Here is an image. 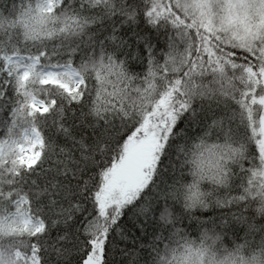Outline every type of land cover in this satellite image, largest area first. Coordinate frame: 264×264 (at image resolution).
Returning <instances> with one entry per match:
<instances>
[{
  "label": "snow or ice",
  "instance_id": "snow-or-ice-1",
  "mask_svg": "<svg viewBox=\"0 0 264 264\" xmlns=\"http://www.w3.org/2000/svg\"><path fill=\"white\" fill-rule=\"evenodd\" d=\"M0 29V264H205L206 224L244 241L208 264H264V0H12Z\"/></svg>",
  "mask_w": 264,
  "mask_h": 264
},
{
  "label": "clouds",
  "instance_id": "clouds-1",
  "mask_svg": "<svg viewBox=\"0 0 264 264\" xmlns=\"http://www.w3.org/2000/svg\"><path fill=\"white\" fill-rule=\"evenodd\" d=\"M256 207V204L253 203V209ZM209 209H213V206L210 205ZM200 210H196L197 212ZM256 220L260 223H264V220L261 217L257 216ZM219 225V221H217ZM204 228L209 229V235H218L219 239L216 240H206L205 245L208 248V252L204 257L205 264H208L210 259H214L216 261L221 260L228 252L233 251L236 245L243 243V234L241 235V239H236V237L231 233L229 226H216L213 231L212 224H206L203 226ZM199 234L193 236L191 232H187L188 238L190 240H194L198 245L200 243L201 234L198 230ZM248 244L243 248L240 252V256L245 257L246 259H250L253 255L258 257V260L264 262V233H257L254 236H249ZM170 246L175 247V244H171ZM195 246V245H194ZM150 254L147 256L146 264H158L159 256H166L168 252L165 248V242H160L158 247L155 250H149Z\"/></svg>",
  "mask_w": 264,
  "mask_h": 264
},
{
  "label": "trees",
  "instance_id": "trees-1",
  "mask_svg": "<svg viewBox=\"0 0 264 264\" xmlns=\"http://www.w3.org/2000/svg\"><path fill=\"white\" fill-rule=\"evenodd\" d=\"M15 2L17 4H19L21 2V0H15ZM24 2L27 3L28 0H24ZM33 2H34V0H33ZM74 2L79 3V0H74ZM4 3H7L9 6H11L12 0H0V6H2ZM5 14H7V13H5ZM139 24H140V21L137 20L135 24L123 25L124 28L129 30V37L128 38L134 45H135V37L132 36L131 33L135 32L137 30ZM7 39H8V37L5 36L3 30L0 29V44H2ZM51 43H59V41H50V46H51ZM153 45L155 46L157 55L162 54L163 51L166 50L167 45H168V35L166 34L165 29H163V28L160 29V34L158 35V37L156 39L153 40ZM19 46H21V47L24 46L23 40H20ZM22 54L26 55V53H23V52H22ZM76 58L78 60L79 56L77 55ZM129 69H130V71H133V72H140L142 76L147 75V65L146 64L144 65V68L136 67L135 69H133L132 66L129 65ZM135 87H140V81L136 82ZM7 118H8L7 108L0 110V121H3ZM43 131L45 134L48 133V129L46 127L43 129ZM3 137H4V128L2 125H0V139H2ZM61 139H62V137H61ZM212 142L213 141H209V143H212ZM45 167H48V165L46 164ZM245 167H247V165H245ZM184 174L187 176L188 180L191 179V176L187 173V171H185ZM169 183H171V181H169ZM236 183L239 184V179L236 180ZM208 186H209L208 182L205 181L204 187H208ZM233 194L237 195L238 193L233 192ZM250 208H251V210L253 209V204L250 206ZM229 211H235V208L232 206H221V207L216 208V209H203V210L198 211L197 215H202V216L209 218V219H212L213 217H217L218 219H223L225 217H223L221 214L229 212ZM183 223L188 224L189 221L185 220V221H183ZM236 228L241 229L240 235H242L243 234V231H242L243 226L242 225H236ZM190 232L193 236H196L199 234L198 230H195V229L190 230ZM128 246L131 247V241L128 242ZM137 246H139V245H137ZM123 247H124V244H120V248H123ZM140 258H141V260H144V259H147V256L145 255V253L142 252ZM113 259L116 260L117 262H119V264H123V261L128 259V257L122 256L120 254L119 249H117L116 252L114 253Z\"/></svg>",
  "mask_w": 264,
  "mask_h": 264
}]
</instances>
